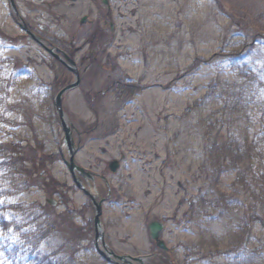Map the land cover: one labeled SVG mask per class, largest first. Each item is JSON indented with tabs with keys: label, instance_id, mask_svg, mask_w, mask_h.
<instances>
[{
	"label": "rangeland",
	"instance_id": "obj_1",
	"mask_svg": "<svg viewBox=\"0 0 264 264\" xmlns=\"http://www.w3.org/2000/svg\"><path fill=\"white\" fill-rule=\"evenodd\" d=\"M14 2L22 20L9 0H0V87L10 91L6 103L23 110L30 119V130L41 141L47 158L34 169L29 190L12 200L46 209L48 199L57 202L51 209L62 215L64 234L55 247L61 244L72 251L75 264H113L96 248V209L91 197L82 185V189L77 187L61 158L59 146L69 156L64 146L65 128L50 99L68 85L61 81L64 72L59 63L57 69L52 65L54 55L32 38L23 24L53 39L72 40L77 47L87 41L86 33L92 28V38H110L93 62L88 57L89 67H81L82 80L63 96L62 109L69 127L89 132L75 160L98 176L91 183L79 180L92 193L107 197L100 220L105 240L116 254L134 258L155 254L152 264H264V221L247 223L252 207L240 209L233 218L224 208L208 207L215 192L208 191V181L201 173L203 136L191 129L192 123L184 116L188 106L203 97L217 73L215 66L205 63L188 73L195 58L220 52L226 35L231 28L240 27V21L249 30L263 33L264 0ZM262 43H255L253 54L261 60L255 64L258 69L264 67ZM81 50L78 61L86 53V48ZM111 59L117 69L108 66ZM228 72L234 80L231 71L224 69L223 74ZM15 73L17 82L4 80ZM57 77L61 78L57 82L65 83L56 84ZM122 78L145 88L132 98L118 96L112 83ZM41 79L53 85H44ZM42 89L45 95H39ZM200 114L206 116L208 111ZM7 116L6 124L0 121V141L6 138L5 129L9 130L15 112ZM199 119L197 114L194 121ZM16 120L12 130L21 123ZM113 158L121 162L115 173L107 168ZM234 180L235 172L224 174L220 190L230 192ZM203 197L207 204L199 203ZM242 199L241 203H251ZM228 218L233 226L227 224ZM153 221L163 223L162 238L168 250L153 241ZM83 228L90 239L78 237ZM70 238L79 246H70ZM0 241L9 250L26 253L24 258L7 259L6 264H32L28 248L14 232L0 227Z\"/></svg>",
	"mask_w": 264,
	"mask_h": 264
},
{
	"label": "trees",
	"instance_id": "obj_2",
	"mask_svg": "<svg viewBox=\"0 0 264 264\" xmlns=\"http://www.w3.org/2000/svg\"><path fill=\"white\" fill-rule=\"evenodd\" d=\"M238 24L240 27L231 28L226 35L220 52L208 58L197 57L189 67L188 73H194L205 63L215 66L217 73L208 83L203 97L190 104L184 116L192 123L191 129L199 130L203 136L201 173L208 181V191L215 192L208 207L224 208V212L232 217L249 205L252 207L253 219L250 217L247 223L252 224L264 221V67L257 68L255 64L261 63V60L253 55L255 43L260 41L264 44V32L249 30L241 21ZM90 33L94 34L93 30ZM109 40L104 39V36L94 39L90 34L84 57H89V61L93 62L94 56L97 58L101 47ZM50 42L58 45L54 40ZM66 47L68 49H64L72 58L80 50L75 44L68 43ZM224 69L234 73L235 79L231 80L229 72L224 75ZM4 80L10 83L14 78L11 76V79ZM120 80L113 87L118 96L132 98L145 88L141 83L124 78ZM5 91L0 87V121L3 123H6L10 112L17 110L6 103L10 91L2 94ZM204 110L208 114L201 116ZM17 113L18 116L12 117L9 126L19 117L23 127L19 131L9 130L5 140L0 141V226L6 231L13 229L22 236L32 257V264H75L71 261L74 258L72 251L65 250L67 247L61 244L55 247L56 240L64 234L62 215L49 207L46 209L38 204L12 200L31 187L34 169L37 164L46 162L47 158L41 141L29 130V118L21 109ZM197 114L200 119L195 122ZM231 172H235L232 190L224 193L219 188L221 178ZM242 195L251 203H241ZM207 202L203 197L199 203ZM203 207L207 208V205ZM231 222L228 218L227 224L233 226ZM86 234L83 228L78 237H86ZM69 242L70 246L78 245L73 238ZM0 247V264H6L9 258L13 260L18 257L17 251H7L3 245Z\"/></svg>",
	"mask_w": 264,
	"mask_h": 264
},
{
	"label": "water",
	"instance_id": "obj_3",
	"mask_svg": "<svg viewBox=\"0 0 264 264\" xmlns=\"http://www.w3.org/2000/svg\"><path fill=\"white\" fill-rule=\"evenodd\" d=\"M10 3L12 5V8L13 10L18 13V10L16 8V5H15V2L14 0H10ZM24 29L30 34V36L32 38H34L37 42H39L40 44H42L47 50H49L51 53H55V50L54 49H50L48 48L45 43L42 42V40L36 35L34 34L28 26L26 25H23ZM78 79L76 80V82H74L73 84H71L69 87L61 90L59 92V94L57 95L56 97V106L58 108V111H59V114H60V117L62 119V124L65 128V133H66V138H65V144L67 145V148H68V153H69V159L66 160V164L67 166L69 167L70 171L73 173V175L75 176L76 175V172H80L84 175H90L88 172H86L84 170V168L82 167H79L75 161H74V155H75V151H74V143L72 141V138H71V128L68 126V120H67V116L65 115L63 109H62V95L64 94L65 91H67L68 89H71L73 87H75L78 83H79V77H77ZM112 165V170L113 171H116V169L118 168V162L117 161H113L111 163ZM100 207H98V213H97V216H96V227L97 228V233H99V226H100V222H99V216L101 214L100 210H99ZM151 230H152V236L153 238L155 239H159V234H160V230H161V224H158V223H152L151 226H150ZM159 245L162 246V247H166L165 244L161 241L159 242Z\"/></svg>",
	"mask_w": 264,
	"mask_h": 264
},
{
	"label": "flooded vegetation",
	"instance_id": "obj_4",
	"mask_svg": "<svg viewBox=\"0 0 264 264\" xmlns=\"http://www.w3.org/2000/svg\"><path fill=\"white\" fill-rule=\"evenodd\" d=\"M60 48V47H59ZM60 50H61V54L62 55H65V56H68L69 57V54H67V52H66V50L65 49H63V48H60ZM66 70H67V68L65 67V66H63ZM87 67L88 66H84V67H82V69L83 70H86L87 69ZM52 70H54V68H51ZM79 69L80 70H82L81 69V65L79 64ZM64 75L65 76H69V73L67 72V71H64ZM43 81V80H42ZM47 84H51V82H48ZM80 179H82V178H80ZM82 180H84V179H82ZM85 182H87L86 180H84ZM81 182V181H80ZM81 185L83 186V187H86V186H84V183H82L81 182ZM109 196H110V194H109ZM97 198H98V200L99 201H102V203H104V201L107 199V197H105V196H102V195H100V196H98L97 195ZM104 239H105V235H104ZM113 257V256H112ZM156 257V255L155 254H153L151 257H149L148 258V260H146L144 263L145 264H152V260H153V258H155ZM144 263H142V262H135V263H130V264H144Z\"/></svg>",
	"mask_w": 264,
	"mask_h": 264
}]
</instances>
